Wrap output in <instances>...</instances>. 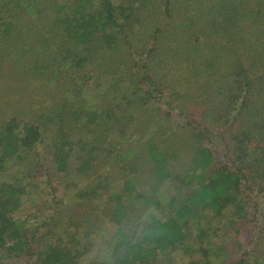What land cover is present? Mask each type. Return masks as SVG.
Segmentation results:
<instances>
[{"label":"trees","instance_id":"obj_1","mask_svg":"<svg viewBox=\"0 0 264 264\" xmlns=\"http://www.w3.org/2000/svg\"><path fill=\"white\" fill-rule=\"evenodd\" d=\"M27 2L0 0V41L12 42L15 29L20 33L23 18L13 11ZM175 10L178 14H172ZM45 11V19H34L27 29L34 34L29 40L40 45L23 38L22 52L49 82L72 89L93 54H109L120 69L132 63L125 61L128 51L137 48L135 54L145 55L131 68L141 86L123 84L116 69L105 68L111 61L105 62L101 69L116 74L117 94H105L114 104L105 112L90 111L91 121L85 114L88 124L118 109L116 122L132 109L138 112L136 126H151L177 112L184 117L187 109L198 120L172 133L188 138L191 146L179 175H172L154 134L147 138L150 177L158 185L177 182L166 194V206L155 194L136 192L134 180L127 178L104 200L100 224L94 214H85L87 206L98 212L99 193L91 179L94 149L83 155L82 145L70 146L78 145L73 130L67 137L71 143L60 135L63 141L50 151L57 172L74 177L64 193L83 208L78 232L66 231L56 216L45 223L29 222L36 218L33 213L21 218L31 192L19 173L0 170V264L13 259L16 264H248L244 257L259 248L252 254L254 264H264V0H49ZM132 36L141 38L139 44H132ZM12 45L21 46L16 39ZM50 50L51 59H45ZM57 65L63 68L61 77L53 71ZM74 71L78 79L69 84ZM72 114H78L77 108ZM41 137L39 126L8 120L0 127V168L12 159H29ZM120 141L112 144L125 139L120 136ZM78 150L81 154L74 157ZM124 152L120 149L117 157ZM69 163L72 170L66 169ZM102 185L106 189L109 182ZM58 191L53 186L49 193L54 197Z\"/></svg>","mask_w":264,"mask_h":264},{"label":"rangeland","instance_id":"obj_2","mask_svg":"<svg viewBox=\"0 0 264 264\" xmlns=\"http://www.w3.org/2000/svg\"><path fill=\"white\" fill-rule=\"evenodd\" d=\"M33 1L28 0L25 5L17 6V10L13 11V16L21 13L20 17L23 18L20 33L18 29H15L13 30L12 42L10 40L0 41V127L5 125L8 120H14L19 124L37 125L40 127L42 134L40 143L28 152L29 159L27 157L20 162H14L12 159L6 162L3 166L4 168H0L4 174L8 170L19 173L21 181L26 183L28 190L31 192L24 199L19 211L21 218L27 216L29 213H33V215H36V218H28L29 222H39L45 219L43 221L45 223L49 220L48 218L56 216L61 219L66 231L78 232L76 224L79 223L80 218H83V208L78 206V202L73 197H70L67 191V195L64 193L66 188L73 187L74 184L72 182L74 177L68 179V175H65V173L57 172V166L55 161H53L54 158L50 151L57 143L63 141L60 139L62 137L60 135H65L63 137L64 141L71 143L67 137H69V132L72 130V138L80 145L69 143L74 150L80 149L82 145L84 155L88 153V148L93 147L94 149L92 150V156L95 160L91 168L93 170L91 179L93 180V189L99 193L98 197L95 198L96 211L98 212L92 211L90 206H87V211H85L87 218L89 214H94L97 220L100 219V224L103 220L102 218H104L103 213L106 209L104 200H106L113 188L119 191L121 187L117 183L127 178L134 180L136 192L144 195L155 194V196L162 200L163 206H166V194L167 192H172V189L173 191L176 189L177 182L173 180V182H165L163 185H158L156 180L150 177L151 163L149 157L144 153L147 138L150 134H154L156 144L166 153L172 175H179L188 165V151L191 146L188 143V138L182 139V137L179 138L178 136L174 138L172 133L177 132L175 130H178V126H182L183 128L187 124L198 120L197 116L193 114L190 116L191 112L187 109L188 113L184 117H179V113L177 112L174 118L173 116L169 118V116L164 115L163 118L166 119L152 123L151 126L144 125V122L140 126H136L138 112L132 114V109L129 115L123 114L124 118L116 122L117 116L120 114L119 110H121L118 109L110 118L103 120V118L97 117L95 121H92V125L88 124L92 118L90 111L105 112L107 108H110L114 104L115 100L110 102L109 98L105 97V94L111 93L112 97H116V74L121 75V82L123 84L125 82L127 85L133 86L141 83H137L142 80L138 78L139 76L136 71L131 68L135 65L134 62L136 60L142 59L145 55L135 54L137 48L136 50L128 51L129 56L125 61L132 60V63L130 66L120 69L117 68L119 62H115L113 58H108L109 54H93L90 63L83 67L79 75L81 79L76 82V85L71 86L72 89L68 88V84L49 82L40 73L41 70L39 71L38 67L36 69L35 66L29 65V62L26 61L27 55H24L22 52L25 39L28 40V44L40 45L35 40H29L31 38L33 40L34 34L33 32H27V29L32 28L34 19H43L45 17V9L49 0H37L36 3H32ZM56 1L58 3L62 2V0ZM63 1L68 2L70 0ZM28 7L33 8L29 9ZM40 9L44 10L41 11L42 13H37ZM175 12L178 14L176 10L172 14ZM39 27L41 28L42 26L39 25ZM23 38H25L24 42ZM132 38L136 42L132 44H139L141 38L138 36H132ZM15 39L21 45L20 48L12 45ZM141 44L147 43L143 41ZM51 53L52 50L48 52L49 56H46L45 59L47 57L51 59ZM109 60L111 63L105 66V68L110 70L116 69L115 75H110L104 68L101 69L105 65V62L108 63ZM53 71L55 74H59L58 77H61L63 68L57 65L53 67ZM72 74L73 77L68 82L69 84L78 79L76 71ZM111 88H114L115 93L109 92ZM143 96L146 97L145 95ZM64 101L66 108H62ZM163 107L166 108L165 104ZM75 108H77L78 114L70 115ZM85 114L90 116L89 120L87 118L88 115L86 116ZM58 122L62 123L65 132H61ZM132 122L136 126L135 129H132ZM153 124L156 125L152 127ZM142 125H144V130L140 128ZM120 128L123 129V132H121ZM120 136L125 139L124 144H112L114 140L120 141ZM120 149L125 152L122 157L120 155L117 157L116 152ZM80 151L78 150L74 153V157L76 155L79 156L81 154ZM74 154H71L69 157ZM66 169L72 170V163H69ZM106 181L109 182V186L106 189L101 188L102 184ZM53 186L59 187V191L53 193L54 197L49 193ZM101 194H104L103 197H100ZM67 197L68 199L72 198V200L70 199L68 202ZM136 202L133 201L135 204ZM70 219L73 220L74 224L69 223ZM101 228V232H105L104 227ZM246 238V240L250 239V237ZM262 244L263 242L261 241ZM258 250L260 248L244 257L248 264H254L252 254L257 253ZM238 252L241 255L242 250ZM11 263L16 264L17 262L13 259Z\"/></svg>","mask_w":264,"mask_h":264}]
</instances>
